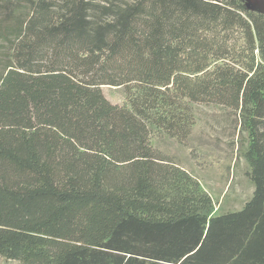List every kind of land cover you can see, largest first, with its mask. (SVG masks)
<instances>
[{
    "label": "trees",
    "instance_id": "trees-1",
    "mask_svg": "<svg viewBox=\"0 0 264 264\" xmlns=\"http://www.w3.org/2000/svg\"><path fill=\"white\" fill-rule=\"evenodd\" d=\"M121 88L122 105L104 97ZM193 104L238 113L252 196L212 215ZM0 257L264 264V13L243 0H0Z\"/></svg>",
    "mask_w": 264,
    "mask_h": 264
},
{
    "label": "rangeland",
    "instance_id": "rangeland-1",
    "mask_svg": "<svg viewBox=\"0 0 264 264\" xmlns=\"http://www.w3.org/2000/svg\"><path fill=\"white\" fill-rule=\"evenodd\" d=\"M254 11L264 13V0H243ZM101 91L111 104L122 105L121 88L104 86ZM195 125L185 144L167 136L156 137L157 154L186 170L212 200V215L239 211L253 193L250 168L244 158L247 132L240 127L238 113L217 105L193 104ZM0 264H19L0 257Z\"/></svg>",
    "mask_w": 264,
    "mask_h": 264
}]
</instances>
